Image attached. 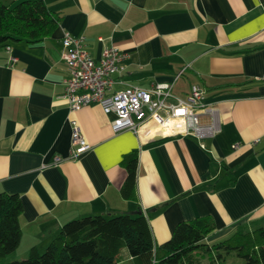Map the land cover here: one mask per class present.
Listing matches in <instances>:
<instances>
[{"label": "crops", "instance_id": "1", "mask_svg": "<svg viewBox=\"0 0 264 264\" xmlns=\"http://www.w3.org/2000/svg\"><path fill=\"white\" fill-rule=\"evenodd\" d=\"M43 1L61 15L52 33L0 47V192L22 202L20 243L2 261L43 251L64 223L86 215L143 214L155 244L196 217L214 223L207 243L264 227V0ZM65 32L82 35L94 59L107 44L125 54L114 89L167 81L183 98L198 84L221 131L201 147L153 123L115 133L114 114L98 104L70 111L60 97ZM72 119L88 146L76 160ZM128 153L137 156L131 197L121 192ZM119 256L134 264L126 248Z\"/></svg>", "mask_w": 264, "mask_h": 264}, {"label": "trees", "instance_id": "2", "mask_svg": "<svg viewBox=\"0 0 264 264\" xmlns=\"http://www.w3.org/2000/svg\"><path fill=\"white\" fill-rule=\"evenodd\" d=\"M61 15L43 0H0V47L12 40L37 42L50 35ZM125 197L134 193L137 156L125 154ZM22 202L17 193L0 192V261L12 254L21 238ZM208 217L178 222L166 241L155 244L147 218L127 213L86 215L64 223L43 251L31 247L27 255L3 264H119L126 248L134 264H225L234 253L243 264H264V227L237 229L214 243L205 238L214 230Z\"/></svg>", "mask_w": 264, "mask_h": 264}, {"label": "built area", "instance_id": "3", "mask_svg": "<svg viewBox=\"0 0 264 264\" xmlns=\"http://www.w3.org/2000/svg\"><path fill=\"white\" fill-rule=\"evenodd\" d=\"M61 43L60 56L69 74L60 97L70 111L98 104L104 113L114 114L110 125L115 133L122 130L138 133L153 123L171 134L191 135L201 147L205 139L221 131L218 108L206 100L205 91L198 84H192L183 98L172 92L173 82L167 81H157L148 87L126 84L114 89L117 82L114 74L122 71L125 57L115 45H105L101 56L94 59L85 49L82 35L65 32ZM5 49L9 50V45ZM70 126L68 157L76 160L88 146L76 120H70ZM60 161V156L54 157V163Z\"/></svg>", "mask_w": 264, "mask_h": 264}, {"label": "rangeland", "instance_id": "4", "mask_svg": "<svg viewBox=\"0 0 264 264\" xmlns=\"http://www.w3.org/2000/svg\"><path fill=\"white\" fill-rule=\"evenodd\" d=\"M10 255H8V256L10 257ZM8 261H11V260L9 259ZM3 263H4V261L0 262V264H3ZM241 263H243V260L241 258L237 257L234 253H230V254L226 255L225 264H241Z\"/></svg>", "mask_w": 264, "mask_h": 264}]
</instances>
